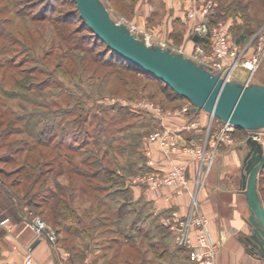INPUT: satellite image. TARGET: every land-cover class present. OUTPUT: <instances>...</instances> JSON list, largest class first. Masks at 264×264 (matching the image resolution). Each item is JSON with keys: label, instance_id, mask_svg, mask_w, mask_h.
Returning a JSON list of instances; mask_svg holds the SVG:
<instances>
[{"label": "rangeland", "instance_id": "obj_1", "mask_svg": "<svg viewBox=\"0 0 264 264\" xmlns=\"http://www.w3.org/2000/svg\"><path fill=\"white\" fill-rule=\"evenodd\" d=\"M103 1L118 20L144 32L148 41L155 39L163 46L194 59L195 45L189 48L192 27L187 16L186 0H177L184 3V10L182 7L180 9L185 17L186 26L184 28L174 26L172 31L165 30L162 25V19H170L164 15L166 11H163V0ZM202 1L212 2L213 6L209 13L220 3L219 0ZM148 6L155 7L157 14L147 13ZM75 8L71 0H0V113H2L0 192L6 189H9V192L18 191L22 198L31 185L32 177L31 180L38 182L27 197L30 203L40 201L37 193L43 187L42 182L45 178H47L45 188L54 194L55 192L61 194L67 200L70 194L74 193L73 203L70 201V204L72 203L71 206L74 208L71 210L75 219H67L62 213L53 220L48 211L50 221H46L47 218L41 215V210L51 204L47 203L37 208L25 200L22 201V205L26 206L29 212L28 215L43 220L56 232L57 242L59 239V244L64 247L66 246L63 243L66 241L64 237L68 235L65 230L71 225H77L76 217L80 218L78 227L85 228L90 224L88 211L97 214L96 209L105 208L98 207L97 200L108 205L112 213L122 205L124 215L121 224L115 223V219L112 218L106 223L113 226L112 231L95 233L92 239L81 232L75 241L76 244H80L82 240L89 244V252L91 257L97 259L96 264H140L143 259L145 264H171L170 255L165 254V251L169 249L166 245L174 241L173 233L164 227L160 220L153 219L157 222L151 223L150 220H145L144 214H133V203L124 193L117 190L119 188L129 190L132 185H146L133 181L144 175L162 177L171 169L150 171L160 165L152 158L156 150L171 162L177 161L171 167L178 164L187 167L189 162H195V176L198 177L197 157L166 155L158 144L149 141L151 134L167 128L162 121L168 116L174 114L191 116L183 111L191 104L184 99L169 101L173 99L168 94L170 90L160 81L134 71L122 70L119 62L115 63L116 59L105 53L104 45L98 43L94 35L81 23ZM173 18L171 14L172 21ZM253 22L256 26L260 24L255 20ZM234 23H243L240 15H237V18H221L210 27H220L226 30L229 38H233V35L237 36L236 33L230 32V27ZM263 27L264 23L257 27V32ZM255 36L239 46L244 57H248L245 56L248 47H254L255 51L257 45ZM209 45V43L206 47L202 45L203 49L208 50ZM231 77L243 83L264 85V56L253 74L243 68H236ZM207 115L208 121L204 123L202 140L181 144L177 138L178 144L183 147L200 146L207 151H210L211 140L217 137L225 140L216 145L210 170L200 189L204 187L215 162L220 160L221 151L227 148L238 154L236 163L238 168L232 171L234 178L238 180L242 166L240 154L246 149L247 139L245 133L236 129L231 133L225 132L224 124L220 120ZM84 118H87L86 125L82 123ZM102 118L104 123L100 122ZM192 121L195 120L189 121L188 125ZM91 122L93 124L90 125ZM196 122L198 124L197 120ZM100 128L105 129L106 135H98L97 130ZM258 133L264 149V129ZM51 134L55 137L54 142H59L62 134H68L71 145L76 147L75 153L70 154L78 170L92 176L102 165L101 167H106V170L110 171L107 175L101 168L98 182L101 184V178L109 177L112 183L99 193L88 188L87 192L81 193V184L79 185L76 180L79 178L82 180V177L67 174L64 171L66 165L57 167L59 166L57 162L47 159L49 156L47 158L38 156V151H45V148H37L31 154L30 162L36 164V169L32 173L20 171L27 150L24 146L35 142L37 138L46 141ZM104 136L108 139L106 140ZM153 146L156 148L154 151L151 148ZM149 160L153 165H148ZM185 171L191 184L188 170ZM26 175L28 176L26 180H22ZM68 178L76 181L74 182L76 188H72L73 185L69 184ZM237 189L235 188V191ZM257 190L264 202V169L258 175ZM181 194H186L190 198L186 192ZM239 199L242 214L247 219L249 209L244 196L240 194ZM156 223L170 233L169 238H162L165 232L160 234L156 231L155 228L158 226ZM132 244L138 247L142 256L135 255L136 251L127 247ZM162 254H165L163 260L160 258ZM113 255L117 256L114 260Z\"/></svg>", "mask_w": 264, "mask_h": 264}, {"label": "crops", "instance_id": "obj_2", "mask_svg": "<svg viewBox=\"0 0 264 264\" xmlns=\"http://www.w3.org/2000/svg\"><path fill=\"white\" fill-rule=\"evenodd\" d=\"M162 5L163 11H166L164 15L170 17V19H162L165 30L172 31L174 26L182 28L186 26L185 17L180 9L182 7L184 10L185 7L182 1L163 0ZM148 12H152V15L157 14L153 6H148ZM171 14L174 16V21L171 20ZM190 42L189 48L195 43L193 38ZM253 51L254 47H248L245 56H250ZM191 120H197L199 127L188 128V122ZM206 121H208L207 113L199 111L192 113L189 117L174 114L168 116L162 123L183 144L202 140ZM151 148L152 151L156 150L154 146ZM246 149L240 154L241 163ZM153 154L152 158L160 165L150 171L168 170L177 163L175 160L171 162L157 150ZM220 157V160L215 162L204 187L198 189L197 196L201 211L208 219L207 227L210 236L219 248L216 264H264L263 261L251 255L240 240L249 234L250 227L240 207L239 195L241 193L235 191L238 180L234 178L232 171L238 168L236 166L238 154L227 148L221 151ZM186 169L191 179V189H193L196 179L195 162H189ZM129 193L132 201L151 219L161 221L172 212L184 216L190 209L188 195H178L169 188L149 189L146 185H132L129 187ZM28 213L26 207L16 203L6 193L0 192V219L8 220L5 225H0V264H25L28 261L30 264H96L97 259L91 257L89 244L84 240L80 244L77 243L75 249L60 245L59 239L57 244L52 246L43 233L34 226L27 225V222L30 223L33 218ZM174 248L176 246L173 242H169V254L172 253L170 263L188 264L186 255L184 253L176 255L172 250ZM163 259L164 257L161 260Z\"/></svg>", "mask_w": 264, "mask_h": 264}, {"label": "water", "instance_id": "obj_3", "mask_svg": "<svg viewBox=\"0 0 264 264\" xmlns=\"http://www.w3.org/2000/svg\"><path fill=\"white\" fill-rule=\"evenodd\" d=\"M73 2L81 20L101 42L187 100L192 113L204 111L248 133L236 188L249 209L250 232L240 240L251 255L264 262V207L257 190L258 175L264 169V149L258 133L264 129V85L221 76L219 71L155 39L148 41L144 32L118 20L103 0ZM193 41L198 37L193 36Z\"/></svg>", "mask_w": 264, "mask_h": 264}, {"label": "built area", "instance_id": "obj_4", "mask_svg": "<svg viewBox=\"0 0 264 264\" xmlns=\"http://www.w3.org/2000/svg\"><path fill=\"white\" fill-rule=\"evenodd\" d=\"M186 3L188 4L187 16L192 27V38L193 36L198 37V41L194 43V60L210 66L215 71H219L221 76L227 78H232L231 74L236 68H243L250 74L258 69L260 60L264 56V27L255 36L257 45L253 54L244 57L239 46L231 42L226 30L220 27H210L207 16L209 9L213 6L212 2L186 0ZM207 39L210 45L209 49L205 51L199 42ZM191 107L183 111L192 114ZM210 117L215 119L211 115ZM223 124L225 132L231 133L235 129L229 124ZM197 127L196 121H192L188 125V128L191 129ZM149 141L158 144L166 155L178 154L186 157H197L199 160L198 177L194 180L195 186L193 189H190V182L186 177V166L181 164L171 167L162 177L144 175L136 178L133 183L146 184L150 189L169 188L176 194L188 193L191 198L189 212L184 216L172 212L168 217L161 219V224L173 233V244L186 251L191 264H216L219 248L208 231V219L200 210L197 192L210 170L216 145L225 140L219 137L211 140L209 143L210 151L203 150L200 146L183 147L178 144L177 136L171 130L164 128L151 134ZM148 165H153V162L149 160ZM30 221V223L27 222V225L34 226L38 231H44L48 242L52 246L57 244L56 232L47 226L43 220L33 217ZM7 222V219H0V225L2 226ZM25 264H30V262L28 261Z\"/></svg>", "mask_w": 264, "mask_h": 264}, {"label": "trees", "instance_id": "obj_5", "mask_svg": "<svg viewBox=\"0 0 264 264\" xmlns=\"http://www.w3.org/2000/svg\"><path fill=\"white\" fill-rule=\"evenodd\" d=\"M73 2V0H71ZM219 5L216 7V9H212L211 12L208 14V23L210 26H213L215 22H217L219 19H228L229 17H236L237 18V15H240L241 19L243 20V23L242 24H237V23H234L231 27H230V32H234V34L236 33L237 36L233 35V38H230L231 39V42L235 45H238V46H242L244 45L245 43H247V41L249 39H251L252 37L255 36L258 28L257 27H260L264 22V0H219ZM73 4L75 5V3L73 2ZM76 7V5H75ZM76 9V15H78L79 17V20L81 21V23L87 28V30L92 34L94 35V37L97 39L98 43L101 42L99 38H97V36L88 28V26L83 22V20H81L80 18V15H79V12ZM259 13V14H258ZM258 21V26L254 25L253 21ZM263 22V23H261ZM255 41V40H254ZM104 47H105V53L109 54L113 59H116V62L115 63H118L120 64V68L124 71H134V72H137V73H140V74H143V75H146L147 77H152L154 78L155 80H158L157 78L143 72L142 70H140L139 68H137L136 66L130 64L129 62H127L126 60H123L122 58H120L118 55H116L115 53H113L103 42H101ZM201 45L203 46H207V44L209 43L208 39L207 40H203V41H200L199 42ZM1 51V50H0ZM113 67V66H112ZM119 68V69H120ZM122 79V78H121ZM160 81V80H158ZM161 82V81H160ZM163 83V82H161ZM164 84V83H163ZM165 87L169 88L168 86H166L164 84ZM170 91H168V94L170 96L173 97V99H170L169 101H175V100H178V99H183L182 97H180L179 95H177L173 90H171L169 88ZM185 100V99H184ZM116 110V109H114ZM112 111V110H111ZM103 113H105L106 115V112L103 111ZM118 113H120V111H118ZM2 115V113H0V116ZM16 121V120H14ZM100 122H103L104 123V119L102 118V120ZM82 123L84 125H86V123L88 124L87 122V118H84L82 120ZM93 124L92 122L90 123V125ZM240 132H243L247 135L248 137V133L246 131H243V130H240V129H236ZM98 135L99 134H104L106 135V131L104 128H100L97 130ZM53 137L54 135L51 134L49 136V138H47L46 141H40L38 138L36 139V141L32 142L31 144H29L28 146L25 145L24 147L27 149L26 150V153H25V156L23 158V165H22V168L20 171H23V172H30L32 173L34 171V169H36V164H33V162H30V159H32V153L35 152V150L37 148H45L46 150L45 151H38L39 153L38 156H40L41 158H43L44 156H46L47 159H50L51 162H57V164L59 166L57 167H61V165L65 164L66 165V168L64 171H66L67 174H75L76 176L78 177H82V180H80V178L77 181V183L80 185V189H81V193H85L86 190H94V192L96 193H99L100 191H103L107 185H110L112 183V179H109V177L107 178H101L102 179V183L100 184L98 181L100 180V172L103 170V172L105 171L106 174L108 175L109 174V171L110 169L106 170V167H99L98 170H96V172H94L92 174V176H88L86 174H84V172L78 170V167L77 165H75V163H73V159L71 157V154L70 153H75L76 151V147L74 148L72 145H71V142L68 138V134H62L60 137H59V142H54L53 140ZM55 138V137H54ZM58 137H56L57 139ZM104 138L107 140V136ZM24 149V148H23ZM52 159V160H51ZM20 168V167H19ZM102 168V170H101ZM19 171V172H20ZM63 172V171H62ZM262 172V170H261ZM260 172V173H261ZM259 173V174H260ZM26 174V173H25ZM62 175V173H61ZM26 177H28L27 175L25 177H23L22 180H26ZM32 177L30 178V187L29 189L22 195V198L20 197L21 195L19 194L18 191H14V192H9V189H6L2 192L6 193L10 198H12L16 203H18L19 205H22V201L25 200L28 204L31 202L29 200H27V197L29 194H31V191L33 190V188L37 185V182L36 180H31ZM69 179V184H72V188H76L74 187V182L76 181H71L70 178ZM82 181V182H81ZM96 182V184H92V182ZM47 182V178H45L42 182V188L41 190L37 193V195H39V202H34L33 203H30V205L32 206H35L37 208H40L42 205L44 204H47L49 203L48 205L50 206H47V208H44L43 210H41V215H43L44 217H46V221H50V216L54 219H56L57 217H60L62 214L65 218L67 219H75V216H73V212L71 209H74L71 204L73 203V199H74V193L73 194H70L69 196V199H65L63 198V196L61 194H58L55 192H52L51 190H48L47 188H45V184ZM110 183V184H109ZM77 184V185H78ZM57 185V184H56ZM13 186V185H12ZM11 187V186H10ZM14 188V186H13ZM88 188V189H87ZM61 191V190H59ZM117 191H119L120 193H124L125 197L126 198H129V201L131 203H133L134 206H132V211H133V214L137 215L139 213H142L145 215V220L147 221H151V223L153 221H156V220H153L151 218H148L145 214V212L143 211L142 208H139L137 206V204H135L132 199H131V195L129 193V190L128 189H118ZM75 192V191H74ZM87 192V191H86ZM60 193V192H59ZM59 195V196H58ZM260 196V195H259ZM261 199V198H260ZM24 201V202H25ZM70 201L72 202L70 204ZM261 202H262V205L264 207V202L262 201L261 199ZM97 203H98V207H105L103 210H101L100 208L96 209V213L97 214H94V213H91V211L89 210L88 211V216L90 217V224L87 225V227L85 228H79V223H80V218L79 217H76V220L78 221V223H76L77 225H71L70 227H68L65 231L66 233L68 234L67 237H64V241L63 243H65V245L69 248H72V249H75L76 247V239L79 237V234L81 232H83L89 239H92V237L94 236L95 233H100V234H103V233H106L107 231L111 230V228H113V226L111 225H107L106 223L110 222L111 220L110 219H115V223L117 224H121L122 223V220H123V206L121 205L119 208H116L115 210H113L114 212H110V209L108 207V205H105V203H103V201H100V200H97ZM23 206V205H22ZM90 206V205H89ZM26 207V206H25ZM45 210V211H44ZM50 212V216L47 214V212ZM109 213L111 215H109ZM78 215V214H77ZM94 215V216H92ZM45 219V218H44ZM157 222V221H156ZM157 224V223H156ZM158 226H156V231H159L160 234H164L165 232V236H163L162 238H169L170 236V233L164 229L163 227H161L159 224H157ZM165 243V242H164ZM167 247L169 246L166 245ZM129 248H131V250L133 251H136L134 254L135 255H138V256H142L141 253L139 252L138 250V247L134 246V244L132 245H129L127 246ZM152 248V246L150 247ZM174 250V253L177 255H179L180 253H184L186 255V259L188 261V264H191L188 260V256L186 254V251L181 249V248H174L172 249ZM171 250V251H172ZM169 254V249H166L165 251V254ZM165 254H162V256H160V258L162 259V257H164ZM172 256V253L169 254ZM113 257V260L117 258V256H112ZM159 260V259H158ZM133 263V262H132ZM140 264H145V260H141L140 261Z\"/></svg>", "mask_w": 264, "mask_h": 264}]
</instances>
